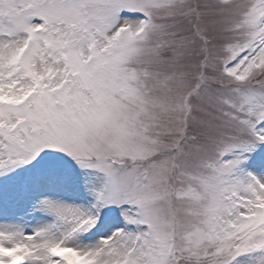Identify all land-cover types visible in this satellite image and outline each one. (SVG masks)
Here are the masks:
<instances>
[{"label": "snow or ice", "instance_id": "snow-or-ice-1", "mask_svg": "<svg viewBox=\"0 0 264 264\" xmlns=\"http://www.w3.org/2000/svg\"><path fill=\"white\" fill-rule=\"evenodd\" d=\"M0 264H264V0H0Z\"/></svg>", "mask_w": 264, "mask_h": 264}]
</instances>
